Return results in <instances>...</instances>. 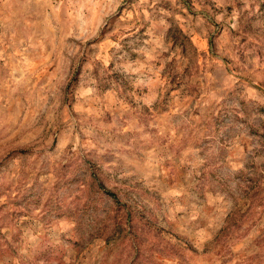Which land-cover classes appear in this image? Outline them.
Listing matches in <instances>:
<instances>
[{
	"label": "rangeland",
	"instance_id": "rangeland-1",
	"mask_svg": "<svg viewBox=\"0 0 264 264\" xmlns=\"http://www.w3.org/2000/svg\"><path fill=\"white\" fill-rule=\"evenodd\" d=\"M0 264H264V0H0Z\"/></svg>",
	"mask_w": 264,
	"mask_h": 264
}]
</instances>
